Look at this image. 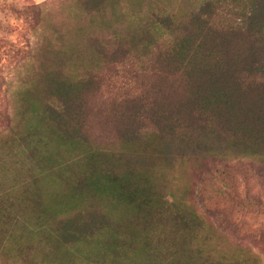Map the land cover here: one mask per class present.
Returning a JSON list of instances; mask_svg holds the SVG:
<instances>
[{
	"label": "trees",
	"instance_id": "trees-1",
	"mask_svg": "<svg viewBox=\"0 0 264 264\" xmlns=\"http://www.w3.org/2000/svg\"><path fill=\"white\" fill-rule=\"evenodd\" d=\"M115 3L114 14L127 16L129 27L92 39V73L76 81L49 74L40 100L23 99L36 168L21 192L0 189V220L32 215L33 207L45 232L57 213L44 197L43 178L52 169L68 182L70 209L92 197V239L69 221L54 241L85 240L97 264H220L192 247L198 213L188 216L175 207L168 215L174 233L158 232L155 222L168 210L150 173L136 165L143 157L138 144L157 146L158 154L174 146L176 153L210 163L209 170L233 158L264 163V0ZM119 77L124 84H117ZM106 93L113 108L104 130L117 128L118 147L103 135L91 141L86 127L88 111L100 113L99 95ZM34 115L41 124L31 121ZM68 155L86 157L85 167L70 175L74 179L59 168L67 166Z\"/></svg>",
	"mask_w": 264,
	"mask_h": 264
},
{
	"label": "rangeland",
	"instance_id": "rangeland-1",
	"mask_svg": "<svg viewBox=\"0 0 264 264\" xmlns=\"http://www.w3.org/2000/svg\"><path fill=\"white\" fill-rule=\"evenodd\" d=\"M142 2L145 10L147 1ZM121 8L126 10L125 4ZM117 11L113 0H0V189L12 187L18 193L33 180L35 152L26 138L29 116L23 99L40 100L49 74L59 71L76 81L92 73V39L107 36L116 27H129V18L117 17ZM137 65L141 69V63ZM115 80L117 84L126 81L124 77ZM99 97L104 106L98 114H92V95L87 97L90 140L103 135L110 147H118L117 128L104 130L108 110L113 108L109 94ZM31 118L35 125L41 124L37 115ZM138 147L143 157L136 165L150 173L155 192L168 210L155 222L158 232L174 233V221L168 216L171 209L177 207L188 216L196 212L201 222L192 240L195 251L220 264H264V163L233 158L209 170L210 163L176 153L174 146L163 154L157 153V146L146 148L143 141ZM85 158L68 155L67 166L59 168L74 179L70 175L85 167ZM60 173L47 169L43 178L46 203L57 211L46 222L45 232V226H37L33 207L32 215L0 220V264H97L92 261V245L85 240L77 243L59 237V242L54 241L55 233L69 221H77L79 232L92 239V197L70 209L69 185Z\"/></svg>",
	"mask_w": 264,
	"mask_h": 264
}]
</instances>
